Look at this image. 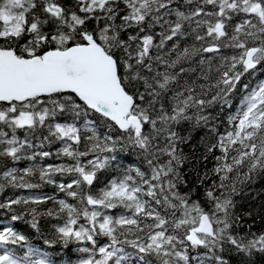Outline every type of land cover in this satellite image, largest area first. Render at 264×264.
<instances>
[{"label": "snow or ice", "instance_id": "6c2138e0", "mask_svg": "<svg viewBox=\"0 0 264 264\" xmlns=\"http://www.w3.org/2000/svg\"><path fill=\"white\" fill-rule=\"evenodd\" d=\"M0 264H264V0H0Z\"/></svg>", "mask_w": 264, "mask_h": 264}]
</instances>
